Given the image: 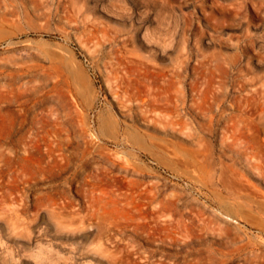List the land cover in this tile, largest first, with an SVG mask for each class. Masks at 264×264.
Masks as SVG:
<instances>
[{
  "label": "rangeland",
  "instance_id": "1",
  "mask_svg": "<svg viewBox=\"0 0 264 264\" xmlns=\"http://www.w3.org/2000/svg\"><path fill=\"white\" fill-rule=\"evenodd\" d=\"M153 1L0 0V132L24 136L0 159V264H264V201L217 167L231 107L264 92V0ZM138 26L131 64L116 35Z\"/></svg>",
  "mask_w": 264,
  "mask_h": 264
},
{
  "label": "bare ground",
  "instance_id": "2",
  "mask_svg": "<svg viewBox=\"0 0 264 264\" xmlns=\"http://www.w3.org/2000/svg\"><path fill=\"white\" fill-rule=\"evenodd\" d=\"M133 6L136 7L139 15H146L156 7V2H154L153 0H140V1L134 0ZM120 8H121V6H120ZM88 13L90 16V12H88ZM96 14H97V12H96ZM132 14H133V11H132ZM83 15L85 16L86 14L83 13ZM86 16H88V15H86ZM107 16H109V15H107ZM84 19H85V17H84ZM107 20H109V19H106L105 22L102 20L103 26L105 23V28H103V29H105L106 33H108L109 31L110 32L113 31V28L109 25V24H111L110 23L111 21L109 20V22L106 23ZM94 22H95V19H94ZM116 22H114L113 26L116 24ZM130 26H131V24H130ZM124 29H126V28L124 27ZM139 29H140L139 26L135 27L130 32L129 35H119V36L116 35V37L120 39V42L122 44V51L119 50V52H120L119 57L121 59L125 60V62L128 61L129 63H131V61L133 59L132 56H130V55H133L131 53L133 50L132 51L130 49L128 50L127 47L132 46V49H133L136 46V43L138 44V42H141V40L139 38ZM117 32H118V30H117ZM117 34H119V33H117ZM80 43L82 45L84 44L85 46L87 45L86 42L83 40H80ZM197 45H200V44H197ZM135 49H136V47H135ZM135 49H134V51H135ZM136 51H135V53H136ZM136 57H137V55H136ZM145 60H146V58H145ZM151 60H152V58H151ZM133 61L136 62L135 59H133ZM146 63H147V61H146ZM146 63H143V64L146 65ZM131 64H133V63H131ZM153 64H152V66L154 67ZM155 65H156V63H155ZM159 65H157V66H159ZM249 67H251V66H249ZM150 69L152 70V68H150ZM159 69H161V68L159 67ZM191 89H192V87H191ZM199 91H200V89H199ZM192 92H194V91H192ZM252 92H254L253 94L259 95L261 97L258 99H251V97L246 98V99L245 98L239 99L236 104H233L234 106L231 107L232 111L227 115V119L229 121L223 125L222 136L220 139V148H219V152H218V156H217V167H218V182L225 191H227L230 195H233V196H237V197L243 196V197H246L248 199L251 198L252 202H255L256 200L264 201V195H263L264 193L263 194L261 193L263 190L260 193H258V194H262L261 196L260 195L257 196L258 194H254V193H252V191H248L251 188L249 189L247 187H252L253 189H256L257 187L254 184L249 183V180L245 178V174H244L245 172L242 173L240 171V168H239V167H241V168L248 170V173L252 177L256 174L255 176L263 179V181H264V167H263V165H264V163H263L264 162V92L263 91H252ZM198 93H200V92H198ZM198 93H196V94L198 95ZM201 95H203V94H201ZM196 100H197L196 101L197 104H199V106H200V111L203 114H205L204 113V111L206 110L205 104L208 103V99H200L199 98ZM194 104H195V102H194ZM146 108H148V107H146ZM220 108H221L220 109L221 115L224 116V111L222 110L221 105H220ZM210 119H211L210 120V129L206 128V130H209V132L212 133V131H213L212 130V118H210ZM204 127H205V125H204ZM204 127H200V128L203 129ZM23 138H24V136L22 134H19V133L15 134L13 132H0V159L5 156L4 155L5 151H8L9 153L12 152L13 147L17 146L18 145L17 143L20 142ZM206 138H207V136H206ZM202 142H200V143H202ZM26 145L27 144H25V146ZM202 145L203 144H201V145L199 144V148L200 147L203 148L204 146H202ZM29 148H30V146L27 145L26 148H24V150H25L24 152L26 153V151ZM227 151H230L231 154L228 155ZM9 158H12L13 160H16V161H20L22 159L23 160L26 159V156H25V154L15 153L13 157H9ZM241 159L245 160V166L242 164ZM253 171H256V173L254 174ZM248 183L251 186L247 185ZM259 189H261V188H259ZM257 202L258 201H256V204H257ZM261 205H263V204H261ZM252 214L254 215V213H252Z\"/></svg>",
  "mask_w": 264,
  "mask_h": 264
}]
</instances>
